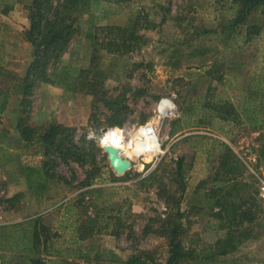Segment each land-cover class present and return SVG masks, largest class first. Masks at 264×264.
<instances>
[{
	"label": "rangeland",
	"instance_id": "1",
	"mask_svg": "<svg viewBox=\"0 0 264 264\" xmlns=\"http://www.w3.org/2000/svg\"><path fill=\"white\" fill-rule=\"evenodd\" d=\"M30 3L0 0V83L11 92L31 62L23 33ZM233 6L89 1L48 81L33 88L28 117L38 135L53 123L72 129L77 155L55 150L48 176L38 170L29 178L17 166L41 168L42 142L21 139L18 109L0 117V234L35 219L41 233L34 253L0 247V264H166L168 229L176 224L183 251L193 256L179 264H264L261 214L252 223L232 214V206L259 202L264 173V13L233 27ZM107 26L131 31L133 47L100 48L95 34L105 39L98 28ZM94 66L106 98L120 100L118 111L90 93L88 80H96L81 72ZM162 99L170 103L160 105L161 115ZM149 130L154 146L133 152ZM106 144L130 161L122 174Z\"/></svg>",
	"mask_w": 264,
	"mask_h": 264
},
{
	"label": "trees",
	"instance_id": "2",
	"mask_svg": "<svg viewBox=\"0 0 264 264\" xmlns=\"http://www.w3.org/2000/svg\"><path fill=\"white\" fill-rule=\"evenodd\" d=\"M89 1L31 0L29 26L23 33L25 39L32 47V59L24 75L19 78L18 82L21 97L18 104L16 129L24 142H32L36 138L42 142L45 160L41 168L35 170L17 166L19 170L22 169L23 172H28L27 176L29 178H35L38 170L41 171L43 176H48L49 168H47V161L50 160V156L55 150L65 156L77 155L78 146L72 140V129L53 123L46 127L41 135H38L36 128L30 124L28 117L31 107L30 96L33 88L39 82L48 81V67L52 66L65 51L75 32L77 18L82 13L83 8L88 6ZM232 2L236 5L233 8L237 7L238 11L237 16L231 24L233 27L239 25L242 20L251 15L264 13V0H232ZM8 9H5L4 12ZM98 29L105 33L103 36L105 39L101 40L98 34H95V38L98 41V46L105 49L106 52L123 53V51H127L125 50L127 47H133L131 44L133 33L128 29L119 26L100 27ZM254 31V33L259 35L260 28H256ZM97 57V53L92 56V65ZM81 73H86V79L88 78L87 74L91 73L93 80H96L91 83L88 80L90 93L94 98L96 97L97 100L104 103L112 112L118 111L115 107L119 105L120 100L106 98L105 92L100 82H98L102 74L96 67L83 70ZM5 92L0 87V113L3 111L6 102ZM68 131L71 132L68 133ZM66 140H68L67 143ZM181 162V159L177 162L178 170L181 169ZM242 205L248 206L245 210L241 209L239 204L232 206L233 219H237L240 222L252 223L261 214L259 202H243ZM36 222L37 219L22 226H17L16 224L9 226L10 228L3 226L2 228L5 230L0 234V239H4V244L1 245L0 242V247L11 251L34 253L41 235L37 230ZM40 227H42V230L43 226ZM179 229L180 224H176L168 229L170 250L166 264H179L187 257L193 258L191 253L183 251L181 240L178 238ZM225 253H227L226 250L221 252V254ZM33 262L40 264L38 260H34ZM128 264H135V262L131 259Z\"/></svg>",
	"mask_w": 264,
	"mask_h": 264
},
{
	"label": "water",
	"instance_id": "3",
	"mask_svg": "<svg viewBox=\"0 0 264 264\" xmlns=\"http://www.w3.org/2000/svg\"><path fill=\"white\" fill-rule=\"evenodd\" d=\"M103 149L108 155V160L110 162L111 167L118 174H122L130 167V161L120 155V151L116 146L106 144L103 146Z\"/></svg>",
	"mask_w": 264,
	"mask_h": 264
},
{
	"label": "crops",
	"instance_id": "4",
	"mask_svg": "<svg viewBox=\"0 0 264 264\" xmlns=\"http://www.w3.org/2000/svg\"><path fill=\"white\" fill-rule=\"evenodd\" d=\"M11 7L6 11V12H8L9 10L11 11ZM28 44H29V46H30V55H31V59H32V47H31V45H30V43L26 40V39H24ZM0 74H1V64H0ZM0 87L1 88H3L6 92H5V96H6V102H5V104H4V109H3V111L0 113V117L2 116L3 117V115H4V113L6 112V110L10 107V108H16V109H18V104H19V99H20V94H19V90L18 91H10L7 87H5V86H3V85H1V83H0ZM13 93L14 94H16V95H13ZM10 96H12V97H10ZM15 96H17V98H13V97H15ZM20 96V97H19ZM19 97V98H18ZM14 99V100H13ZM1 118H0V122H1ZM16 121H17V116H15L14 117V123H15V128H16ZM16 131H17V129H16ZM18 132V131H17ZM19 133V132H18ZM20 135V134H19ZM21 137V136H20ZM22 139V138H21Z\"/></svg>",
	"mask_w": 264,
	"mask_h": 264
},
{
	"label": "bare ground",
	"instance_id": "5",
	"mask_svg": "<svg viewBox=\"0 0 264 264\" xmlns=\"http://www.w3.org/2000/svg\"><path fill=\"white\" fill-rule=\"evenodd\" d=\"M153 132L149 130L144 136L142 134L136 141H134L131 145L133 152L142 153L150 150L156 142V136Z\"/></svg>",
	"mask_w": 264,
	"mask_h": 264
},
{
	"label": "built area",
	"instance_id": "6",
	"mask_svg": "<svg viewBox=\"0 0 264 264\" xmlns=\"http://www.w3.org/2000/svg\"><path fill=\"white\" fill-rule=\"evenodd\" d=\"M162 103H166L168 105L170 102L167 99L160 100L158 107H157V111L161 115H162V113L160 112L159 107ZM257 197H258L259 203L261 205V227L264 231V173L259 177V180H258Z\"/></svg>",
	"mask_w": 264,
	"mask_h": 264
}]
</instances>
